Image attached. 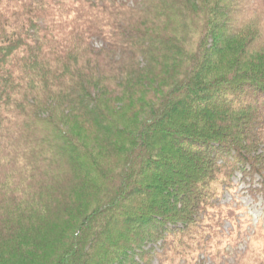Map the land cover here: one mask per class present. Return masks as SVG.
Listing matches in <instances>:
<instances>
[{"label": "trees", "instance_id": "16d2710c", "mask_svg": "<svg viewBox=\"0 0 264 264\" xmlns=\"http://www.w3.org/2000/svg\"><path fill=\"white\" fill-rule=\"evenodd\" d=\"M237 175L264 205V0H0V264H216Z\"/></svg>", "mask_w": 264, "mask_h": 264}, {"label": "rangeland", "instance_id": "374dc122", "mask_svg": "<svg viewBox=\"0 0 264 264\" xmlns=\"http://www.w3.org/2000/svg\"><path fill=\"white\" fill-rule=\"evenodd\" d=\"M174 109H176V107ZM233 182L238 184V189L236 190V184L235 190L230 193H224L222 201L229 202L234 199L236 202L240 203L241 205L238 208H241L237 216L241 217L243 222H246L247 225L245 229L242 228L241 231L235 232L228 238L221 237L220 239L212 241L211 250L215 251L216 246V250L222 252L221 259L216 264H234L238 257L243 260V264H250L256 260L264 261V238L260 236L258 239H255L254 242L250 238V236H253L258 230L262 229L264 231L263 202L260 196L253 198L239 190L244 186V184L239 181V175L233 179ZM234 191L235 194L231 195ZM227 227H230L229 222L226 223L225 230H227ZM212 263L214 262L206 260L204 264Z\"/></svg>", "mask_w": 264, "mask_h": 264}]
</instances>
